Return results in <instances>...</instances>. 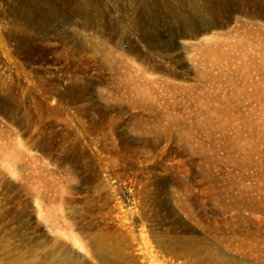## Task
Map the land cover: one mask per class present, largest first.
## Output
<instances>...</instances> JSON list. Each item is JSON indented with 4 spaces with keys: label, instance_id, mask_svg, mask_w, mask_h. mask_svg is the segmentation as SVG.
Returning a JSON list of instances; mask_svg holds the SVG:
<instances>
[{
    "label": "rangeland",
    "instance_id": "obj_1",
    "mask_svg": "<svg viewBox=\"0 0 264 264\" xmlns=\"http://www.w3.org/2000/svg\"><path fill=\"white\" fill-rule=\"evenodd\" d=\"M0 264H264V0H0Z\"/></svg>",
    "mask_w": 264,
    "mask_h": 264
}]
</instances>
